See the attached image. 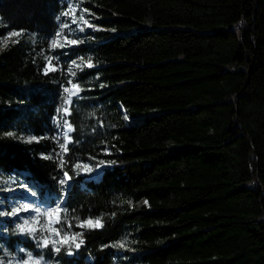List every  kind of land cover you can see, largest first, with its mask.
Wrapping results in <instances>:
<instances>
[{"label": "trees", "instance_id": "16d2710c", "mask_svg": "<svg viewBox=\"0 0 264 264\" xmlns=\"http://www.w3.org/2000/svg\"><path fill=\"white\" fill-rule=\"evenodd\" d=\"M81 4L95 28L79 46L52 51L65 0H0V40L25 32L0 50V171L29 169L48 206L65 196L57 228L83 231L85 244L57 255L14 234L12 218L0 239L58 264H264V0ZM106 28L116 33L105 38ZM49 55L59 70L44 75ZM81 56L96 67L73 77L84 91L67 117L76 131L65 192L61 170L41 156L59 151L56 109ZM99 161L115 164L98 180L70 170ZM87 217L103 228L76 227Z\"/></svg>", "mask_w": 264, "mask_h": 264}, {"label": "snow or ice", "instance_id": "6c2138e0", "mask_svg": "<svg viewBox=\"0 0 264 264\" xmlns=\"http://www.w3.org/2000/svg\"><path fill=\"white\" fill-rule=\"evenodd\" d=\"M78 9V5L69 4L67 6V9L62 11L60 15L57 16V20H59L61 16L68 17L71 20L72 24H78L82 21L83 25H86L88 28H95V25L89 23V21L84 18V13H87L89 10L86 8L79 9L80 15L77 16ZM65 29H71V25L68 23H63L59 26V30H57L54 33L53 37L50 39L48 45L50 50L55 51L57 49H63L65 47H75L85 42L81 39L71 38L69 34H65ZM78 30L82 32L84 31V27H80ZM24 35V30L10 31L3 40H0V50H3V48H6L8 46V40L11 37L19 38ZM31 39L33 43L36 42L35 37H31ZM19 42V39L13 41V43ZM44 59L46 61L43 67L44 75H48L49 73H53L59 70L54 63L57 57L49 55L45 56ZM79 59L80 63H77L76 60H73L71 63L80 71H83L85 68L90 69L96 67L91 57L85 59L83 56H81ZM68 72L73 77L77 75V73L72 70V67L68 68ZM68 84L70 85V87H63L62 89V103L56 109L57 115L54 119V122L64 129L62 133V140L60 137L54 138L56 140V144L58 145L59 151L56 152L54 150V155L49 154L41 156L42 159L53 160L61 170L62 176L59 179L58 183L62 191L66 188V186L69 185V182L73 180V175H70L69 171L64 170L68 165V161L64 159V156L71 151L69 145L74 142L70 134L76 131V128L71 123V121L67 119V117L72 115L73 98L79 97L80 93L84 91L79 83H73L71 80H69ZM125 119H127V116H125ZM6 135L29 144L33 142L39 143L40 140L46 139V137H37L35 135H28L27 137H17L14 132H8L6 133ZM111 164H115V161H99L95 166L77 162L72 165V168L70 170L76 176H79L82 173L90 175L93 172H97L100 167ZM26 172H30V170H22V173ZM5 183H7V181H5ZM21 186L25 188L31 196L35 197L37 195V192L33 191L32 188L29 187V185L24 184ZM12 190L13 189L11 188L0 189V191ZM144 203L147 204V201H145ZM66 211L67 210L65 208L61 207L60 203H57L55 207L46 208L37 206L34 203H23L11 207L10 210H0V217L15 219L20 216L21 212L34 213L28 218H24L20 222L15 223V226L12 229L13 233L17 235L30 236L31 238L36 239L39 247L45 249L51 247V250L57 255L60 254L62 250H64L66 251L67 255L72 256L81 248L82 245L85 244V241L83 239L84 232H70L65 231L63 228L55 227V225L64 222L63 217ZM103 226L104 225L102 223L101 217H97L95 219H93L92 217H87L84 220H79V222L76 224V227L86 230L100 229L103 228ZM72 227L73 225L71 221H67V228L71 229ZM4 231H7V229L5 228ZM104 247L122 249L125 247V243L121 241L111 245H104ZM0 264H5V262L3 260H0ZM8 264H11V261H9ZM16 264H43V257H33L31 253H28L26 258L17 260Z\"/></svg>", "mask_w": 264, "mask_h": 264}, {"label": "rangeland", "instance_id": "374dc122", "mask_svg": "<svg viewBox=\"0 0 264 264\" xmlns=\"http://www.w3.org/2000/svg\"><path fill=\"white\" fill-rule=\"evenodd\" d=\"M65 1H66L67 6L69 4H73V5H78L79 9H84L82 7V4H81L82 0H65ZM79 9L77 10V16L80 15ZM84 18L89 21V16L87 13H84ZM63 23H68L71 25V29H65V34H69L71 36V38H77V39H81V40L85 39L87 26L83 25L82 21L78 24H72L71 20L68 17H62L61 16L60 25ZM148 25H149L148 23H143L140 28L144 29ZM80 27H84V31H82V32L79 31L78 29ZM102 27H104V26H102ZM106 29H107V31L110 32V34L106 35L105 38H108V37H110L116 33V30L113 28H106ZM76 61H77V63H80L79 58L76 59ZM70 67H72V70L75 72H77L79 70V69L75 68L72 65V63H71ZM70 76H71V74H70ZM70 80L73 83H76L73 80V76H71ZM67 87H70V85L68 84ZM87 164L95 166L92 163H87ZM106 167H108V165L100 167L97 172H93L90 175L84 174V173H82L81 175H83L86 179L98 180L102 176V173ZM25 175H26V173H21V174L17 175L14 173L5 174V173L0 171V189H3V188L13 189L12 191H0V210H10L11 207L16 206L18 204H23V203H34L37 206H41V207H45V208L46 207H55L56 205L48 206L42 201V198L40 196L38 188L35 187L34 185H32L31 183H29L27 181ZM5 181H7V183H5ZM24 184L29 185V187L32 188L33 191L37 192V195L35 197L31 196L30 193L25 188H23L21 186ZM70 184H72V181L69 182V185ZM69 185L66 186L65 192L69 188ZM64 198H65V196L62 197L58 201V203L61 204V207H64ZM33 214L34 213H31V212H21L20 216L18 218H15V219L12 218L13 228L15 226V223H18L22 219L28 218L29 216H31ZM6 219H9V218L0 217V222L2 223V226L0 227V238L9 236L10 226L6 223ZM55 227H57V225H55ZM5 228L7 229V231H4ZM32 240L38 245V242L36 239L32 238ZM28 253H31V252H29L26 248L19 246V245L15 246V247H11L5 241L0 239V260H3L5 262V264H8L9 261H11V264H16L17 260L26 258ZM33 257H36V256L33 255ZM37 258H39V257H37ZM43 264H58V263L55 261H47V260L43 259ZM116 264H118V263H116Z\"/></svg>", "mask_w": 264, "mask_h": 264}, {"label": "water", "instance_id": "95a60500", "mask_svg": "<svg viewBox=\"0 0 264 264\" xmlns=\"http://www.w3.org/2000/svg\"><path fill=\"white\" fill-rule=\"evenodd\" d=\"M71 187V184L69 185V188ZM64 202H65V198H64Z\"/></svg>", "mask_w": 264, "mask_h": 264}]
</instances>
